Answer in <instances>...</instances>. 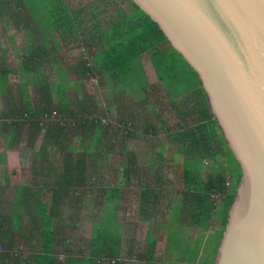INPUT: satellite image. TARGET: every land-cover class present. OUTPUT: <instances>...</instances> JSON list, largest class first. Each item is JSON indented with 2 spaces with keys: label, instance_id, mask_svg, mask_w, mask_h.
Segmentation results:
<instances>
[{
  "label": "trees",
  "instance_id": "1",
  "mask_svg": "<svg viewBox=\"0 0 264 264\" xmlns=\"http://www.w3.org/2000/svg\"><path fill=\"white\" fill-rule=\"evenodd\" d=\"M36 1L44 11L51 13L50 25L32 21L33 9L25 10V0H0V20L5 17L7 21L30 25L32 38L35 39L33 31L39 37V41L33 40L31 45L23 47L21 66L25 83L15 94L13 88L4 89L6 105L0 109V132L7 134V148L11 149L18 143L24 129L28 132L27 145L34 148L32 177L15 187L10 207L0 196V264L123 263L120 258L122 230L117 229L122 225L117 221L122 196L120 185L98 188L96 195L99 198L95 196L89 234H78L76 244L75 235H68L70 247H66L67 252L62 256L57 249L60 231L57 223L63 219L66 206L71 205L77 210V206L85 205L87 198L92 196L91 179L100 171L101 158L99 153H92V149L106 136L107 140H115L118 132H121V146L125 139L135 137L132 135V121L120 118L121 129L103 121L107 116L97 112V105L86 90L85 80L92 76L105 80L116 98L129 95L134 100L141 99L144 89L149 87L142 63L144 55L148 56L158 80L164 81L162 85L174 106L185 104L182 101L186 97L198 101L187 105L188 110H181L180 114L186 121L190 113L196 114L199 110L200 116L197 115L195 121L200 118L203 121L181 123L177 130L165 133L166 137L170 136V142L177 144L175 155L179 158V167H182L179 176L183 187L179 190L180 200L174 206L172 224L184 210L192 224L199 225L201 217L206 221H219L220 228L212 233L217 235L211 251L213 257L241 169L239 165L230 163L233 155L210 112L195 71L169 45L157 23L132 0H128L126 11L116 9L114 17L103 25L95 20L91 29L83 25V8L71 9L64 0ZM101 13L103 10L95 12L93 18ZM66 47L81 48L76 61L62 60L60 54ZM7 72L5 70L3 74ZM26 83L35 86L33 93L24 88ZM164 127L165 124L161 125ZM151 130L157 134L154 125L148 123L140 134L151 133ZM158 145L163 147L162 141ZM155 154L159 159L157 172L161 173L163 152L155 151ZM136 157L137 154L127 151V161L119 171L122 184L127 182L140 186V207L143 219L147 220V208L156 209L163 188L156 190V184L144 186L151 169L140 168ZM207 158L212 161H206ZM205 168L204 179L202 171ZM4 170L7 171L5 167ZM9 183V176L5 174L4 183L0 186L2 193ZM170 183L167 181V185ZM45 186H48L47 190ZM46 192L50 197L48 201L43 200ZM214 194L219 197L214 198ZM153 225L149 247L138 255V259H144V264H157L153 248L157 232L165 225ZM25 226H29L27 232ZM180 227L185 229L184 224ZM172 231L178 234L176 230ZM210 235L204 233L190 244L194 251L185 257L188 262L195 264L199 261ZM29 237L38 240L34 245L38 248L34 250V246H29L27 252H23L18 239L23 245ZM31 250L34 252L29 255ZM160 264L181 263L164 261Z\"/></svg>",
  "mask_w": 264,
  "mask_h": 264
},
{
  "label": "water",
  "instance_id": "2",
  "mask_svg": "<svg viewBox=\"0 0 264 264\" xmlns=\"http://www.w3.org/2000/svg\"><path fill=\"white\" fill-rule=\"evenodd\" d=\"M195 71L241 175L212 264H264V0H132Z\"/></svg>",
  "mask_w": 264,
  "mask_h": 264
},
{
  "label": "rangeland",
  "instance_id": "3",
  "mask_svg": "<svg viewBox=\"0 0 264 264\" xmlns=\"http://www.w3.org/2000/svg\"><path fill=\"white\" fill-rule=\"evenodd\" d=\"M64 1L69 5L71 9H84L81 14V18L86 29H91L92 23L95 20H99L100 24L103 25L110 17L115 16L116 9L126 11L129 6L128 0ZM24 6L26 7L25 10L33 9L31 17L32 21H34L35 23L38 22L42 24L44 22L45 26L51 24V13H49L48 11H44L36 0H25ZM102 10L103 13H101L96 18H93V14L95 12H99ZM0 34V37L4 36V33L2 35V33L0 32ZM64 49L65 51H62V53L60 54L62 60L76 61L79 58V51L81 50V48L77 49L66 47ZM142 60L149 87L144 89V96L141 99L134 100L129 95H124V98L122 99L116 98L111 93V89L108 88L107 82L105 80H100V78L95 76L88 77L85 80L86 90L93 97L95 104L97 105V112L102 113L104 116H107V118L105 117L103 121L106 123L110 122L111 124L115 125L116 128L121 129L119 119L124 117L125 120L132 121V123L134 124V127H132L131 129L133 130L132 135H134L135 137L127 140L125 139L123 146H121V132H118L116 134L117 138L115 140H107L106 136L102 140V142L98 143V145L92 149V153L97 152L101 157L99 166L100 171L97 176L91 179L93 190V192L92 190L91 192L93 195L87 198V203L85 205L83 204L81 206H77V210L71 205L66 206L63 219L59 220L60 222L58 221V225H60L61 229H63V234H60V237L62 239H69L70 237L68 235L74 234L75 229L73 225H75V223L77 226L81 223V229H79V232L81 233L78 234L87 236L91 229L92 213L95 211V196L99 198V195H96L98 188L100 189L104 186L117 187L119 185L123 187V193L120 199L121 205L117 213L119 220L123 222L125 227L124 233L122 231V235L124 238L123 244L126 255L124 254L122 256V264H144V259H138V253L145 251L149 247L148 239L150 238V234L152 232V222L150 223L148 220L141 219L142 210L140 205L137 204V195L133 194L135 189L138 190V187H135V184L129 186L127 182L125 184H122L123 179H121V172L117 171L116 169L120 168L123 163H126L127 151H132L137 154L136 158L140 163V168L146 171L148 169H151L150 178L149 180H147L146 184H156V190L163 188L161 190L165 189V192H168V186H171L170 188L172 190L179 189V187H181V184L183 183L182 181L177 179V176L181 174L182 169V167H179L178 165V163L180 162L179 158L177 157V155H175L177 144L170 142V139L168 138L170 136L166 137L165 133L168 131L177 130L178 125L181 123L190 124L204 120L200 118L199 120L195 121V117L197 115L200 116V111L196 110V114L190 113L187 120L183 121L180 111L185 109L188 110L187 105L191 106L193 104H197L198 101L192 98L189 100V97H186L182 101L185 104L181 105L180 107L174 106L173 103L169 101L165 88L162 85L164 81L160 82L158 80L157 74L148 56L144 55L142 57ZM142 99L143 101H141ZM179 100L181 99L179 98ZM3 102L5 104V101L0 100V104L2 103V105H4ZM108 104H111V106H109ZM197 107H200V105H197ZM148 123L154 125L157 134L152 133V130L151 133L148 132L147 134H140V132L144 130L145 126ZM164 124L166 125V127L161 128V125ZM110 133L111 132L109 131V134ZM7 141V134L4 132H0V155L5 150H9L7 148ZM27 141L28 132L24 129L20 134L18 143L13 146V149L9 150H14L9 154L11 156L10 159L7 157H0V186L2 187L4 183L5 174L9 176L10 180L9 185L4 187V192L2 193V191H0V196H3V203H5L6 206L9 207V204H11L14 196L15 187L13 185L21 183L31 175L30 167L31 165H33L31 164V162L33 161L32 153L34 148L29 147L27 145ZM160 141H162L163 143V147L161 148L158 145ZM111 143H113V145H111ZM160 150H162L163 152V171L161 173H158L157 162L159 159L156 158V155L154 153L155 151ZM233 158V156H230V163L233 166H235L236 164L238 165L236 160H233ZM3 160H6V162L3 163ZM206 161H212V159L207 158ZM152 165L154 166L152 167ZM4 167L7 171L4 170ZM202 176L204 179L206 178V168L204 169V171H202ZM167 181H171V185H167ZM160 182H164V184H160ZM150 208L147 209L149 210V215L153 217L152 219L154 220L167 216L163 211L158 212V210L162 207H159L156 212L153 211L152 216ZM208 224L206 223V229L208 234L211 235L209 236V240L206 242L203 255L195 264H212L214 259L215 253L212 257L211 251L216 244L217 235H213L212 233L220 228V223L218 221H209ZM117 229L121 231L122 225H118ZM197 232L198 230L195 229L194 232L189 233V238H192L190 240H194ZM64 234L65 237H63ZM77 235H75V237H77ZM157 240L158 239H156V244L153 248L157 264H160L167 260L180 261L181 264H194L188 262L185 259V257H187L188 255V252L190 254H193L194 249L190 245L185 244L183 235L180 237L175 232H170L169 246L171 247V250L172 248L176 249L178 254L173 253L169 257L162 256L161 252L164 251V243L161 240H158L157 242ZM68 241L70 242V239ZM69 242L68 245L67 243H64V245L66 247H70ZM26 246V244L21 245L23 252H27ZM57 249H59V251H63V247L61 246H59V248ZM164 252L166 253L167 251L165 250ZM129 253L130 255H128Z\"/></svg>",
  "mask_w": 264,
  "mask_h": 264
},
{
  "label": "crops",
  "instance_id": "4",
  "mask_svg": "<svg viewBox=\"0 0 264 264\" xmlns=\"http://www.w3.org/2000/svg\"><path fill=\"white\" fill-rule=\"evenodd\" d=\"M31 26L30 25H26L23 23H17V22H13V21H7L5 17H2L1 20H0V32L4 33V36L3 37H0V100H3L5 101V104L3 102L4 105H2V103L0 104L1 107L0 108H3L5 105H6V99L7 97L5 96V92H4V89L5 88H13L12 92L15 94V93H18V89L20 88V86H22L25 81H26V78L24 77V71H23V67L21 66V59H22V56H23V47L24 46H29L31 45L32 41H39V37L38 35L33 31V34L35 36V39L32 38V35H31V32L29 29ZM1 36V34H0ZM33 36V37H34ZM62 51H65V49H63ZM61 51V53H62ZM5 70H8L7 74H3V71ZM27 89V92L28 93H33V90H34V85L33 84H27L24 85ZM5 98V99H3ZM13 149V148H11ZM9 149V150H11ZM9 150H5L1 155L0 157L3 158V157H7L10 159V153H12L14 150L12 151H9ZM155 154V153H154ZM156 155V154H155ZM32 157H33V161L31 162V164H33L34 162V155L32 153ZM178 157V156H177ZM6 162V160H3V163ZM31 169V175L30 177H27V179L31 178L32 177V169H33V166L31 165L30 167ZM117 171H119V168L116 169ZM181 172H182V169H181ZM177 179L182 181L181 180V176H177ZM183 183V182H182ZM146 184V182H145ZM144 184V186H145ZM19 185H22V182L19 183V184H15L13 185L14 187L16 186H19ZM129 185V184H128ZM171 185V184H170ZM131 186V185H129ZM33 187H35V184H33ZM137 187V186H135ZM171 186H168V192H165L166 190H161L163 192V194L161 193V199H159L158 202H156L157 204V207L156 209H150V212L152 213V216H153V211L156 212L158 210V208L162 207L161 209L158 210V212L160 211H163L165 212V214L167 215L166 217L164 218H159V219H152L153 217H151L149 214H147V220L153 225V223H162L165 225L164 228L160 229L158 232H157V237L156 239L158 240H161L164 244V251L166 250L167 252L165 253L164 251L161 252L162 253V256H170L172 255L173 253H177V250L172 248L171 250V247L169 246V243H170V231L172 230H176L178 232V235L181 237V233L184 231V241H185V244L186 245H190V244H194V242L196 241V239L200 236V235H204V233L208 234L207 232V225L206 223L208 224L209 221H206L204 218H200V221H199V225L197 224H192L190 223V220H187V217H186V212L183 211L182 214H180V216H178L177 219H175V221L177 222L172 224V221H174V206L176 205V203H178V201L180 200L179 196V190L182 189L183 187V184H181V187H179V189H176V190H172L170 188ZM45 190L48 189V186H45L44 188ZM122 193H123V187H122ZM135 195H137V204L140 205L142 199H141V193H140V186H138V190L135 189L134 190V193ZM93 195V194H92ZM50 199L49 197V194L48 192L44 193L43 194V200L45 201H48ZM121 199V197H120ZM164 201V202H163ZM119 205H121L120 203V200H119ZM150 213V214H151ZM144 215L142 214L141 216V219H143ZM158 218V217H157ZM117 221L118 222H121L122 223V231L124 233V224L122 221L119 220L118 218V214H117ZM60 222V221H59ZM219 222V221H218ZM220 223V222H219ZM58 224V223H57ZM79 224V223H78ZM180 224H184L185 226V229H182L180 227ZM187 227H186V225ZM173 225V226H172ZM209 225V224H208ZM74 226V235H77L78 233H81L79 232L81 229V223L80 225H73ZM60 227V225H59ZM154 227V225H153ZM25 229V232H27V230L29 229V226H25L24 227ZM60 231H59V235H58V245H57V248H59V246L63 247V251H59V253L64 255V253L67 252L66 250V246L64 245V243H68L69 239H62L60 237V234L63 232V229H61V227L59 228ZM197 229L198 232L196 233L195 237H194V240H190L192 238H189V233L190 232H194V230ZM190 231V232H189ZM27 234V233H26ZM35 234V232H34ZM33 234V235H34ZM63 234V233H62ZM32 237V236H31ZM65 237V234L64 236ZM19 238V237H18ZM30 238V237H29ZM76 241H75V244L77 243V237H75ZM157 240V242H158ZM34 243H33V242ZM38 240H35V239H32L31 238L29 240H27L25 242V244L27 245L26 248L28 250L29 246H34L36 243H37ZM21 240L18 239V246L21 247ZM161 242V243H162ZM124 238H123V235H122V246H121V251H120V258L122 259V256L125 254L126 255V252L124 251ZM24 244V245H25ZM158 247V246H156ZM22 248V247H21ZM34 250H37L36 248H38V245L34 246ZM171 250V252H170ZM34 251L31 250V251H28L29 255H32ZM128 252V251H127ZM202 253V251L200 252V254ZM139 254V253H138ZM130 255V253L128 254ZM161 259V257H160ZM164 261V260H162ZM167 261H172V262H177V263H181L180 261H176V260H167ZM102 264L103 263H106L105 261L101 262ZM99 264V263H98ZM122 264V263H121Z\"/></svg>",
  "mask_w": 264,
  "mask_h": 264
},
{
  "label": "built area",
  "instance_id": "5",
  "mask_svg": "<svg viewBox=\"0 0 264 264\" xmlns=\"http://www.w3.org/2000/svg\"><path fill=\"white\" fill-rule=\"evenodd\" d=\"M108 123V122H107ZM228 185H229V183H228ZM219 197V195L218 194H214V198H218ZM0 250H1V247H0Z\"/></svg>",
  "mask_w": 264,
  "mask_h": 264
}]
</instances>
